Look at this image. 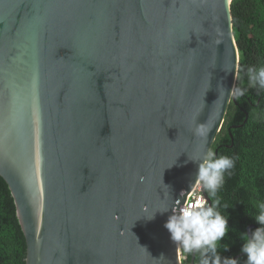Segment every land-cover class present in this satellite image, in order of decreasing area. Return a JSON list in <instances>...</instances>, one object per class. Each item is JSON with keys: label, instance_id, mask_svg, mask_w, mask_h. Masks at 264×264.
<instances>
[{"label": "water", "instance_id": "water-1", "mask_svg": "<svg viewBox=\"0 0 264 264\" xmlns=\"http://www.w3.org/2000/svg\"><path fill=\"white\" fill-rule=\"evenodd\" d=\"M230 3L0 0V176L24 264H182L164 225L232 99Z\"/></svg>", "mask_w": 264, "mask_h": 264}, {"label": "trees", "instance_id": "trees-1", "mask_svg": "<svg viewBox=\"0 0 264 264\" xmlns=\"http://www.w3.org/2000/svg\"><path fill=\"white\" fill-rule=\"evenodd\" d=\"M230 10L239 54L235 87L247 91L239 100L229 102L211 150L217 156L235 158V167L219 193L222 204L228 205L226 212L221 211L228 216L230 228L222 240L229 250L221 249L220 254L233 257L242 253L240 234L247 232V225L260 226L249 214H257L258 205L264 203V89L251 87L246 74L248 67L264 66V0H231ZM25 252L14 200L0 176V264H24ZM182 255V264H189L190 256ZM236 258L239 264H246L244 254Z\"/></svg>", "mask_w": 264, "mask_h": 264}, {"label": "clouds", "instance_id": "clouds-1", "mask_svg": "<svg viewBox=\"0 0 264 264\" xmlns=\"http://www.w3.org/2000/svg\"><path fill=\"white\" fill-rule=\"evenodd\" d=\"M246 74L251 87L264 89V66L248 67ZM246 91L245 88L234 87L229 90V94L233 99L239 100ZM193 131L195 136L206 142L210 126L207 123H197ZM189 160L198 165L195 184L202 192L207 193L208 199L197 198L194 203H188L183 208L177 203V211L171 212L164 227L180 249L181 262L183 253L193 257L196 264H239L237 258L220 254L221 249L229 250V245L222 243V240L230 228L228 216L221 211L222 208L225 211L228 205L222 204L219 193L224 186L225 177L230 176L235 167V158L217 156L214 150H206L201 155L189 157ZM258 208L257 214H248L260 226L251 233L240 234L243 241L240 251L246 256V264H264V203H260ZM169 210L168 206H164L146 217L151 219L156 212L164 213Z\"/></svg>", "mask_w": 264, "mask_h": 264}, {"label": "built area", "instance_id": "built-area-1", "mask_svg": "<svg viewBox=\"0 0 264 264\" xmlns=\"http://www.w3.org/2000/svg\"><path fill=\"white\" fill-rule=\"evenodd\" d=\"M189 196H191V199H189ZM200 197L205 199L203 192L195 185L194 188L188 193L184 207L187 206L188 203H194L195 200Z\"/></svg>", "mask_w": 264, "mask_h": 264}]
</instances>
